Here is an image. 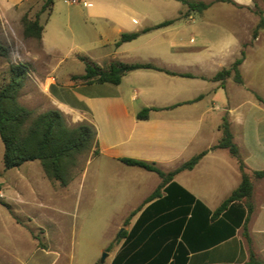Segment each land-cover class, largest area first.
<instances>
[{
    "label": "crops",
    "instance_id": "obj_1",
    "mask_svg": "<svg viewBox=\"0 0 264 264\" xmlns=\"http://www.w3.org/2000/svg\"><path fill=\"white\" fill-rule=\"evenodd\" d=\"M77 1L78 26L89 35L87 41L74 43V59L82 69L83 60L88 59L103 70L112 62L151 64L164 70L131 71L119 85L74 81L84 70L58 78L65 57L63 39L52 33L54 19L44 27L41 55L34 54L39 60L31 57L36 68L32 74L67 124L85 122L94 128L95 141L86 153L89 161L105 162L120 172L117 176L126 175L119 182L137 186L125 199L135 205L121 212L124 221L111 239L114 246L102 248L108 253L102 264H246L249 244L245 234L264 263V179L252 176L253 211L248 219L246 204L238 202L214 223L189 228L197 202L214 212L242 181L238 162L229 151L212 150L222 138L224 118L250 174L264 171V27L257 30L255 15L247 20L241 15L253 11L257 0H231L234 5L190 0L207 4L202 12L188 10L179 0ZM35 5L36 0H0V21L21 29L23 18L31 15ZM136 33L139 36L133 41L116 45L123 34ZM242 54V83L233 76L216 81V75L230 69ZM143 109L152 111L148 119L139 120ZM206 151L192 170L176 174L151 201L163 179L120 161L155 163L168 174ZM50 182L54 181L44 173V186L39 190L22 179L5 198L23 208L20 215L28 224L33 218L40 222L43 242L34 235L27 241L19 213L0 211V264H86L76 257L74 246H69L52 214L59 212L64 197L47 194ZM166 199L174 205L157 206ZM220 221L234 225V236L210 247L217 238L211 227L227 232L226 225L219 227ZM44 224L55 228L49 239ZM123 231L127 237L119 239Z\"/></svg>",
    "mask_w": 264,
    "mask_h": 264
},
{
    "label": "rangeland",
    "instance_id": "obj_2",
    "mask_svg": "<svg viewBox=\"0 0 264 264\" xmlns=\"http://www.w3.org/2000/svg\"><path fill=\"white\" fill-rule=\"evenodd\" d=\"M53 1L54 5L50 15L49 11H42L46 0L42 2L36 0L35 9L27 17L32 20L38 17L43 27L50 19H54L55 28L52 33L59 34L58 36L63 39L61 52L62 58L65 57L64 62L61 63L58 78L65 77L68 73L79 74L83 70L85 73V68L82 69L80 64L75 61L73 54L76 52L74 43L85 42L89 38V35L78 26V17L75 13L80 7L66 3L69 0ZM257 2L258 5L253 11H242L241 15L245 20L251 19L255 15L258 20V29L260 23L264 21V0H257ZM0 41L9 48L8 59L0 57V90L10 81V65L24 64L28 67V76L19 93L20 105L32 111L33 118L46 111L55 110L50 96L43 91L42 83L32 74V70L34 71L36 68L34 69L31 57L34 54L41 55V39L26 38L24 27L16 29L2 20L0 21ZM71 52L72 54H70ZM33 59L39 60L35 55ZM84 61L90 60L84 59ZM76 125H71V127ZM3 154L4 145L0 138V189L4 191L5 198L13 194L15 184H19L22 179L26 180L33 189L41 190L43 188L44 171L40 162H29L23 164L19 169L7 170L3 164ZM118 173H120L118 170L106 165L103 161H89L84 154L79 157V164L74 171L70 186L63 188L57 181L49 183L51 185L47 189V194L57 197L63 195L64 197L63 204L59 206V212L55 211L52 214L57 217L69 246H74L76 257L86 261V264H102L104 256L108 254L102 248L114 246L115 243L111 244V239L115 238L116 228L124 221L121 212L135 205V203H125V199L131 196L130 192L137 189V186L134 188L133 184L129 186L130 184L126 181L119 182V179L126 178V175L117 176ZM137 182L141 183L140 180ZM22 209L20 205L11 203L7 199H0L2 214L19 213L17 215L19 222L26 225L25 238L27 241L31 235H34L43 242V238L39 235L40 222L33 218L32 222L28 224V220L23 219V216L20 215ZM124 227L127 228V224ZM54 229L48 224H44V230L49 234L48 239L52 237ZM106 259L107 257L104 258V262Z\"/></svg>",
    "mask_w": 264,
    "mask_h": 264
},
{
    "label": "trees",
    "instance_id": "obj_3",
    "mask_svg": "<svg viewBox=\"0 0 264 264\" xmlns=\"http://www.w3.org/2000/svg\"><path fill=\"white\" fill-rule=\"evenodd\" d=\"M179 1H181L188 10L196 12H202L208 8V5L203 2H192L190 0ZM222 1L234 5L231 0ZM53 5V0H46L42 7V11H49L50 15ZM22 23L26 38L41 39L44 27L40 24L38 17L32 20L25 16ZM169 24H171V22L162 24L156 28H161ZM263 24L264 21L260 23L257 30L263 28ZM254 35H257V31ZM138 36L139 34L137 33L123 34L116 45L119 46L122 43L133 41ZM0 57L5 59L9 57V48L2 44L1 41ZM244 57L245 55L242 54L241 58L236 60L230 69L217 74L215 80L224 82L229 77L233 76L237 83H242L239 67ZM84 62L86 66L85 74L79 77H73V80H78L87 85L93 83L119 85L122 78L127 73L135 70L152 69L164 72V70L151 64H124L112 62L107 70H103L93 62ZM9 73V83L0 90V138L4 145L3 164L5 169H18L25 163L38 161L48 179L59 182L62 187H67L71 183L74 171L78 167L79 157L89 152L93 146L96 137L94 128L85 122L71 127L67 124L66 119L58 110H49L33 118V112L21 106L18 101L19 93L24 87L25 80L28 76V67L24 64H11ZM151 111L152 109H143L138 114V119H148ZM220 130L222 131V138L212 150L225 149L229 151L238 162L242 181L230 198L214 212L208 210L202 203L197 202L196 206L198 210L195 211L194 209L192 211L189 225L190 229L193 228L195 224H198V226L200 225V227H205L209 222L214 223L230 206L238 202H244L246 204L248 208V219L253 211L250 202L253 192L252 176L258 180L264 179V171L253 172L252 174L248 171L239 149L233 142V135L227 118H224ZM208 152L209 151L201 153L188 163L182 165L176 171L168 174L162 172L155 163L134 159H121L120 161L130 167H137L157 173L163 179L161 186L150 198L151 201L159 195L165 184L171 181L176 174L181 171L192 170ZM177 204L180 203L177 202ZM172 205H174L172 201H167L166 199V202H160L157 206L166 208ZM199 209L202 211H199ZM229 221L232 223L234 222L231 218ZM128 223L129 220L126 221V224ZM222 224L227 226V232H219L217 227H211L212 229L210 232L214 230L213 232L217 234V238L214 237L213 241L210 242V247H214V245L234 236V225L232 226L226 221H220L219 227ZM126 235L127 232L123 231L120 233L119 239L125 238ZM245 238L249 244V260L246 264H264L257 258L252 246H250L247 234H245Z\"/></svg>",
    "mask_w": 264,
    "mask_h": 264
},
{
    "label": "built area",
    "instance_id": "obj_4",
    "mask_svg": "<svg viewBox=\"0 0 264 264\" xmlns=\"http://www.w3.org/2000/svg\"><path fill=\"white\" fill-rule=\"evenodd\" d=\"M66 3L70 4V5H74V4H77L78 1L77 0H69V1H66ZM0 199H5V194H4V191L0 189Z\"/></svg>",
    "mask_w": 264,
    "mask_h": 264
},
{
    "label": "water",
    "instance_id": "obj_5",
    "mask_svg": "<svg viewBox=\"0 0 264 264\" xmlns=\"http://www.w3.org/2000/svg\"><path fill=\"white\" fill-rule=\"evenodd\" d=\"M106 257H107V255L104 256V258H106ZM104 258H103V260H102V263H104Z\"/></svg>",
    "mask_w": 264,
    "mask_h": 264
}]
</instances>
